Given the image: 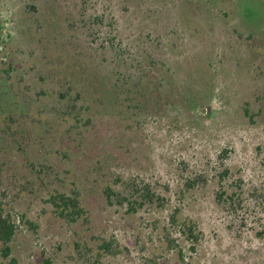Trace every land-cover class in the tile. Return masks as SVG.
Listing matches in <instances>:
<instances>
[{
	"label": "rangeland",
	"instance_id": "1",
	"mask_svg": "<svg viewBox=\"0 0 264 264\" xmlns=\"http://www.w3.org/2000/svg\"><path fill=\"white\" fill-rule=\"evenodd\" d=\"M94 15L114 23L115 31L99 24L93 33ZM110 39L124 49L118 59L102 48ZM143 58L161 68L163 98L171 93L162 102L150 95L149 103L145 84L137 85L143 73L131 70V62ZM108 75L112 83L100 88ZM0 76L35 115L54 104L40 93L56 97L70 85L94 114L105 110L100 101L116 99L107 111L121 121L114 137L98 133L111 155L109 169L99 168L98 190L88 187L98 174L83 177L88 144L77 158L62 161L59 176L81 189L88 211L87 220L73 226L45 213V184L29 161L0 151V201L25 218L0 264H141L146 256L159 264H264V0H0ZM97 132L88 135L92 143ZM222 166L230 184L243 181L239 208L215 201L213 175ZM135 173L152 181L170 206L165 201L136 216H117L100 192ZM175 208L202 231L193 250L168 224ZM163 226L180 236L184 260L165 241ZM111 235L121 253L96 255L95 236ZM77 242L94 257L79 256Z\"/></svg>",
	"mask_w": 264,
	"mask_h": 264
},
{
	"label": "trees",
	"instance_id": "2",
	"mask_svg": "<svg viewBox=\"0 0 264 264\" xmlns=\"http://www.w3.org/2000/svg\"><path fill=\"white\" fill-rule=\"evenodd\" d=\"M235 12L240 15L237 7H235ZM36 13V17H38L39 20V13ZM44 16V20H46V15ZM91 19L92 24L90 25V29L93 33H96L95 31L99 27V24L103 27H109L110 32L113 30L115 31L114 23L109 25L105 24L101 15H94ZM250 32L253 33L254 31L250 29ZM258 34L255 36L257 37ZM99 37L100 35H98L96 39H99ZM116 47L119 48V50H116ZM102 48L104 50H111L113 59H118L120 56L119 53L125 54L122 45L117 46L114 44V39L105 40V44ZM131 65V70H136L137 72L141 71L139 72L140 74L143 73L137 85L141 86L145 84L141 90L143 93L144 90L147 92L149 103L150 95L157 97L156 100H158V102H162L170 96L171 93L165 95L163 98L161 93V88H163L160 83L161 68L157 62L145 60V58H143L142 64L131 62ZM111 66L110 72L113 71V65ZM110 76H107V82L101 83L99 86L100 88L105 87L108 83H112L110 82ZM7 79L6 76H0V85L3 86L2 89L4 88V90L0 92L1 153L4 154V156L10 154L17 155L19 160L24 159L29 161L32 173L35 172V175L38 173L39 181L45 184L46 196L44 197L46 199H44V203L45 206L49 208L45 213H49L52 217L70 226L78 222L86 221L88 211L82 206V200L80 198L81 189H75L73 187V182L70 183V186H67L59 175L63 171L62 163H68L64 161V159L67 158L69 161L72 160V156L77 158L81 153V148L86 147L87 144L88 147L86 148L89 149L90 152L87 155L88 159L84 160L83 164L88 165V170H84L83 177L89 179L92 173L99 175L100 167L105 170L109 169L107 165L111 166L109 157L111 155H109L110 147L108 145V140L103 138L97 141L99 140L97 136L100 131H109V138L114 137L117 132L115 130L120 127L118 126V123H121L119 116H114L107 111L108 109L112 111L108 104L113 106V104L117 102L116 99L114 96H109L108 100L112 101L115 99V102L112 101L111 104L110 102L102 103L100 101L101 105L105 106L103 107L105 110L104 112H100V110H102L100 109L99 113L97 112L94 114L90 111L91 108L89 104L87 105L86 102H84L85 100L82 99L80 92L69 85L64 91H58L56 97H53V94L50 92L40 93V97L42 95L50 99L54 98V104L49 111H38L35 115L32 111L31 104L26 106L22 98H20V100L14 98L15 95H18L14 89L7 91ZM173 88L174 87H171V89ZM107 92H109V88ZM104 116L109 117L104 120ZM61 127H65L62 129V131H64L63 134L59 135L58 138L54 135L53 139H47L49 133L60 131ZM95 131L98 132L95 137H93L94 142L92 143L91 139L88 140V135L93 134ZM125 131L128 130L125 129ZM45 132L47 133L46 138L44 137ZM25 147H27V149ZM35 148L38 149L35 150ZM37 151L39 153H37ZM224 152H227V150ZM50 154H52L55 159H52ZM10 157L13 156H9V160L11 159ZM76 158L74 160H76ZM35 165L38 166V168ZM221 168H223L222 171L213 175L217 182L214 191L216 196L215 201L224 208L231 207L235 209V206L239 208L243 200L240 201V198L243 196L241 194L244 192L241 186L243 181L240 179L241 182L239 184L235 182L234 185L230 184L225 180V175L227 178L229 177V169L223 166ZM216 170L217 169H215V171ZM98 175L88 180L89 191H91V187L98 190L97 184L100 182V175ZM105 176L106 174H104V177ZM197 178L200 180L199 177ZM193 185L194 183H189L190 187H193ZM24 190L25 188L22 189V191ZM229 190H231L230 193H228ZM27 193H31V191ZM100 193L103 194L104 203L110 209L113 207L116 209L117 213L115 214H117V216H136L140 211H145L154 206L157 208L164 206L165 201L167 206H170L168 203L169 199L164 198L161 193L157 192V188L152 185V181L142 178L138 173L130 174L128 177L120 179L117 188L111 187L110 185L105 186ZM167 217L168 224H171V228L174 229L175 226V232H178L184 240L189 242L192 250L195 249L202 236V231L198 227V224L194 223L188 216L179 214L176 208L174 211H171ZM18 220L23 221L25 218L23 215L18 216L15 212H11V210L5 208L0 201V255L2 257H8L11 254L12 247L10 243L15 236ZM160 225L162 226V223ZM162 228L164 229L163 234L166 236L165 241L167 243L171 242L174 246L178 247L179 244L177 240L180 236L172 237V231L166 230L167 228H164V226ZM148 229L146 228V230ZM152 229L155 231L158 227L153 226ZM95 239L96 255L102 256L104 254L112 255L121 253V243L114 235L109 237L95 236ZM77 246L79 256L86 258V260H90V258L94 257L91 255V249L87 245L77 242L76 247ZM124 248L128 251V247L124 246ZM178 250L180 258L184 260L183 249L178 247ZM97 262L96 264H100L99 260H97ZM159 263L157 258L146 256L142 258L141 264Z\"/></svg>",
	"mask_w": 264,
	"mask_h": 264
}]
</instances>
